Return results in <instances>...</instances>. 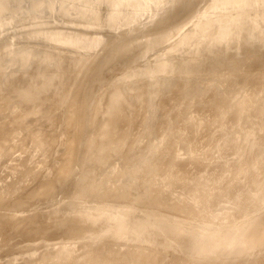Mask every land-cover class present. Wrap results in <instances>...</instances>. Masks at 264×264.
I'll return each instance as SVG.
<instances>
[{
    "label": "bare ground",
    "instance_id": "1",
    "mask_svg": "<svg viewBox=\"0 0 264 264\" xmlns=\"http://www.w3.org/2000/svg\"><path fill=\"white\" fill-rule=\"evenodd\" d=\"M97 1L100 0H88L87 2L89 5L84 6L83 11L78 16H72L70 14V9L66 8L65 5L73 6L72 3L74 2L80 4V0H0V31L6 30V28L7 30L14 29V24L11 22L22 23L25 21V24L28 23L27 21L32 22L33 27L31 26V29L30 26H27L26 29L28 30L22 29L25 28L23 24L22 28L19 27L23 31L25 30L24 32L22 31L21 34L19 33L21 30L18 28L19 31L17 34H19L16 35L18 42L24 39H33L34 36V39L38 37L39 40V36H36L38 34L40 35V39L48 38L57 41L59 44L75 45L84 50L83 52H74L72 55L75 57L61 55L56 58L52 51L46 49L50 53L47 55L44 54L43 56V54L38 51L39 45L38 49H34L37 43H33L34 45L36 44L33 47V44L25 43L31 46L27 48L25 44L17 46L15 42L10 41V39L12 40L13 38L9 35V38L6 39L8 31L9 34L13 31V33H15L17 27L15 28L16 30L12 29L11 32L10 30L5 31V35L3 34V36L6 37H3L1 34L2 32H0V41L6 39L5 42H2L4 45L0 43V194L5 190V187L9 185L12 189L20 187L23 183L26 184L36 175L37 171L35 172L32 167L36 163L41 164L43 162L45 148L52 142V134H48V132L53 128L54 124L58 123L60 120L61 123L66 122L67 125L65 130L66 136L61 142L65 149L62 150V154L58 156L59 161H57L53 168L49 169V173H47L50 174L52 171L53 174L54 172L53 179L51 180L48 178L43 184L36 187L33 191L34 193H32L33 197L38 195L50 196L59 187L60 184L57 187L58 183H56L59 178H61V180L58 182L63 184H70L73 181V176L76 175L75 173L77 172L74 171V167L77 165L78 160L82 158L81 156L83 154L82 144L84 142L88 143L87 138L81 141L77 139L76 134L78 133L77 129L80 116L84 115L85 117L87 112L95 116V114L100 113L101 109L98 108L99 106L98 103H95V99V105L94 103H90L89 106L93 89H91L92 91L89 90L90 88H87L88 90L83 89L80 84L81 79L78 80L77 77H74L77 71L73 73V71L70 70L71 68L68 67V63L71 64V67H77L76 70H79L80 66L87 59V57L82 59L83 55H87L89 52L91 53L92 50H95L98 46L103 44L105 38L109 40L108 44L110 45L106 48V55H116L117 58H123L125 50H127L128 47H132L134 42L135 47H137V49L139 48V50L141 47H147L148 49L159 43L162 45V43L171 39L173 35L179 33L181 27L185 24L187 25V22L193 19L192 15L187 22L184 20L185 15L187 17L186 11L198 0H101L99 4ZM103 1L111 4L107 9L108 12L107 10L102 11V9H105L102 4ZM168 2L171 4V10L174 9L172 11L169 10V13L167 10L166 14L161 13L164 15L158 14L160 15L158 18L161 19H158L156 16L158 21H156L157 19L155 20L156 24L154 30L148 32V29H145V32L150 35H147L148 37L145 42L143 40L144 43L137 45V40L131 36L130 37L134 39L131 42H128L130 40H126L125 42L121 40L120 42L118 35L120 34L119 29L122 28V26L131 24L134 21H136V25L137 22L141 21L142 16L146 13L149 14L155 6L157 9L158 4H167ZM94 3H97V7L93 5ZM263 6L264 0H209L201 13L193 20L192 27L187 31L185 30V33L182 34L183 37L181 36V39L178 38L180 41H176L168 50L169 52L167 51L170 53L172 50H175L177 44H186L188 48L186 47L185 51L187 54L189 53L194 56L191 58L183 57V51L179 59H177L178 63L175 67L176 69L178 68V71L180 70L182 74L178 81L176 80L178 83H175V80L171 79L172 82H170V80L166 86L168 87L167 90L163 95L159 96L160 98L158 97L159 101L155 99L158 94L154 98L155 89L153 88V82H151L149 87L140 91H131L130 87L122 83L116 85L115 89L113 88L109 97H107L105 107L103 111H101L102 115L104 113V116L98 123L95 121L97 123L98 132H96L95 136H92V140H89V143H91L93 147L95 146V148L99 149L98 157L102 160L110 158L109 151L112 150L122 151L119 155L121 159H123V157H128V154H125V152L130 153L131 150H135V145H137L136 152H138V148L142 146L141 142L144 141L145 143V137L149 139L148 141L152 145L150 140L152 137L150 136L151 138H148V135L154 133V135L152 134L154 138L157 133H163V135H165L166 132L164 133V131H167L166 129H168L169 124L173 127V130L170 129L171 132L169 136L166 137L168 134L165 135L167 139L165 141L163 140V143L165 142L164 145L161 143L163 146L162 149L160 150L159 147H156V144V146H154L156 150L158 148L160 152L163 150L162 156L159 155V151V153L157 152V156L159 155L158 157L155 152H153V156H151L153 159H158L160 156L162 157H160L161 162H157V159H155V162H157V164L159 163L158 165L161 166V169L156 168L158 171L155 169L157 171H155L157 176H155L154 166H151L153 171L150 170L149 167L151 171L149 173L151 175H153V173L155 174L151 178H154V182L156 181L155 184L158 183V186L154 185L156 188H152L151 194L153 197H151V199L155 203L158 202L157 209L159 212L154 214V216L150 214L136 218V214L129 210L132 207L129 206L128 208L119 205L121 209H127L129 211L126 210V213L118 215L110 206H106L108 204H102L101 208H84L79 204V206H77L75 202L74 205H76L72 208L73 210L79 211L82 215V218H80L81 222L86 223L87 218L91 220L92 223H99L100 225V228H98L99 231L91 235L94 236L93 242L86 243L85 241L82 245L83 250L81 252L78 249H74V247L68 250L66 248L67 245H64L65 248L63 249L51 247L45 251H37L38 253L25 258L20 262L21 264H140V262L136 263V261H138L143 254L130 250L133 257L126 251L120 252L123 247L119 248L118 245L116 249L111 248V250L115 251V255L107 254L102 249L100 236H112V234H114L118 237L123 236L122 233L125 234L127 232L124 237L130 236L135 238L139 235L138 233L144 222L143 220L149 221L148 217H150L155 224L153 228L158 229L162 228L159 224L164 214L173 216L175 213L186 214V216L182 215L185 226L178 228L177 225L171 222L168 223L165 234L169 238L175 239L177 233H196L191 243L182 248L183 252L194 254L191 261L186 264H220L228 259L226 257H228L230 252H234L233 254L235 256L233 255L234 257H231L232 255L229 254L231 256H229L230 259L228 260L230 261L228 264L249 263L245 262V259L253 257L252 255L255 251L251 250V253L252 251L254 253L250 255V258L243 255H247L246 253H248L250 248L254 249V245L259 246L258 244H261V241L264 240V220L261 214L254 213V210L260 204V199H263L261 192H264V182H262V180H264V142L261 140L258 146H254L255 144L250 140L251 129H246L247 125L254 127V122L256 123L257 121L254 119H258L256 117L264 119V115L261 112L264 106V89H262L264 84L259 86L252 85L256 83L253 82L255 78H261L262 74L264 78V68H262V70H257L254 67L255 69H253V67L250 66L251 60H248L247 57L248 49L253 47L256 41H258V44L260 43L259 41L264 40V27L262 26V22L264 25ZM187 13L190 12L188 11ZM148 14L144 15V17ZM169 14H174L173 18H170ZM47 15L60 22H65L66 20L71 24H75L76 22L79 26L73 31L70 29L56 31L55 28H53L51 31L46 32L42 29L43 27L41 28L38 24V22H40L38 19H42L44 16L47 17ZM249 21H251V24ZM9 23L13 25L10 28L9 26L11 24ZM18 25L19 24H15V26ZM137 25L139 26V24ZM80 26H82L83 29H80ZM95 26L114 28L116 32L115 34L113 33L114 31L112 33L109 32L106 34V37L95 35L92 39L86 37L85 34L87 33V29ZM96 32H98V30H96ZM124 35L125 34L122 36L123 38ZM197 35H199L202 40H200L201 42L198 41L199 44L195 40V36L197 37ZM184 37L188 38V40H183ZM236 37H238V40H234L237 39ZM120 39H122L121 36ZM188 41L196 43L190 45L191 43L189 44ZM263 43L264 41H261V44ZM258 45H255V47H259ZM233 46H238L242 54L241 52H236L235 54L233 52L234 49L232 48L231 50ZM133 53L136 54L134 51ZM262 55L264 57V54ZM101 56L102 55H98L97 59L100 60ZM113 56L109 61L112 60V62H114L115 57ZM163 56L165 55H159V57ZM37 57L39 58L38 60L42 58V61L46 59V62L40 61L39 64L36 65L38 62L36 59ZM106 58L107 57H105V59ZM135 59H133L134 62H136ZM191 59L201 60L198 65H196L198 66L197 71L192 66V63H190ZM167 61L157 62L153 70L155 72H152V68H149V72L146 71V74H149L148 76L151 78L150 75H156L158 72L161 73V71L164 72L165 70L166 73L168 70L167 67L169 68L167 72H170L172 69V62ZM203 67L212 71L206 73L205 78L207 83L204 82V84H201L198 79L197 81H188L185 79L184 76L187 74L201 75L199 72L204 70ZM242 68L251 69L252 71L256 70L258 72L256 74V71L253 72L254 75L250 73L251 76H244V71L242 76V73H239L242 71ZM217 69H221L219 71L222 72H217ZM259 72H262L261 76L258 75ZM131 73L132 75L139 74L135 70ZM220 75H223V77H220ZM52 76H55L56 80L51 79ZM252 76H255L253 80L250 79ZM90 78L88 80H90ZM92 79L96 81L97 78L93 77ZM249 79L252 80V83L249 82ZM257 81L259 82L260 80ZM89 84L91 83H88V85ZM139 85H142V82ZM175 85H178V87ZM173 86L177 88L171 90ZM136 87L135 88L138 89V85ZM250 88L253 90L249 92ZM210 89L212 93H207ZM239 92L242 94L239 95ZM216 93H220L221 100L219 99L217 102L218 112L221 120L223 118L226 120V128L215 132L212 128L214 125L209 122V125H211L213 129V131H211L208 127V122H206L207 120H199L192 116L185 117V115L182 114L188 111L190 115L195 116L197 111L199 113V106L202 103L205 104V98H207L208 95ZM255 93L258 95L257 97L261 95V100H254L256 99ZM88 108L90 111H88ZM60 109L62 114H64L60 117L61 119H56L55 114H57ZM155 109H158V119ZM205 109L206 107L201 108L203 111ZM154 114L156 118L153 117ZM151 118L154 121L157 119L155 124H153V121V123L150 122ZM170 120L173 121L172 124ZM256 124L255 125L258 126V123ZM150 126H153L155 130L153 128L149 129ZM258 127L259 129L257 130H264L263 124H260ZM147 128L155 132L150 131L151 134H149ZM169 128L171 127L169 126ZM146 129L147 136L144 135ZM224 132L229 134H225ZM157 136L159 137V134ZM161 136L162 134L160 137ZM161 138L163 139L164 137ZM18 140L23 142L18 143ZM146 144L147 143H145V145ZM17 146H22L20 151L14 148ZM158 146H160V143ZM150 147L151 146H146L144 149ZM154 147L153 150L155 149ZM150 150H152V147ZM108 153L109 155L107 157L106 155ZM113 153L116 154L117 152ZM144 153H141V155L137 157L135 156V158H143ZM218 153L222 159L221 164H216L218 159H215V154ZM134 154L135 152H133V155ZM138 154H140V151ZM138 154L136 153V155ZM151 154L152 153H150V155ZM150 155H148V157ZM154 155L156 157H154ZM21 157H24L23 160L26 162L24 165L19 162ZM144 158L143 160L146 159V161H149L147 157ZM139 159H137V162L136 159H134V161L138 163ZM162 159L164 160L162 161ZM143 160L140 161L143 162ZM151 161L149 165L154 163H151ZM211 161L214 163H211ZM29 162H33L31 167L27 165ZM135 162H133L131 166L129 164L132 163L124 162L126 165L128 164L130 166L128 176L132 179H135L138 170L136 167L139 166L138 164L136 167L132 168ZM87 163L88 166H90L89 164L92 163V160L87 159ZM141 164L139 169L143 168ZM252 164L256 165V170L250 168ZM24 166L30 171L26 174H22L24 175L22 176L21 173L23 170L21 169ZM126 167L128 168V166L121 168L125 170L127 169ZM155 167L158 166L156 165ZM131 168L133 170H131ZM150 174L149 176H151ZM124 175L127 174L124 173ZM249 175L252 176V181H250L251 186L250 183L242 179L243 177H249ZM111 177L108 178L109 182L112 181L110 186H108L109 183H106L108 182L106 180H104L106 184L102 183L105 188L104 192L106 191V193H109L111 197L125 198L124 196L128 197L132 192H135L133 193L135 196L134 198L139 200L145 198L146 195L144 196L139 192L136 193L138 188L136 189L135 187L132 189V185L129 186L128 190H124V192L120 193L121 190L123 191V189L128 186L122 188L124 185H120L119 187L118 184L120 182L115 185L117 180L114 179L115 176ZM155 177H158L159 180H157V178L155 180ZM22 179L25 182H21ZM256 179H259V181H255ZM177 181H182L180 190H176ZM202 181H204L202 188L195 189L194 186ZM127 182L129 184V181H126V183ZM154 182L152 181V183ZM132 183L133 182L130 180V184ZM237 184L239 186L236 190L234 186ZM117 185L122 189L117 188ZM190 186H192V188ZM250 187L253 190L256 188L258 189V192L254 193L253 198L247 195H244L243 198L240 197L244 191ZM85 190H87V187L82 186L79 189V194L83 193ZM130 190H132L131 193H128ZM233 190L236 191V193H234ZM29 192L28 197L32 199L31 192L30 194ZM104 192L102 194H104ZM85 193L87 194V192ZM102 196L109 195L104 194ZM34 199L36 200V198ZM34 199H32V201H35ZM249 201H252V203L249 206L250 208H247L245 204ZM223 202L229 203V206L223 207ZM104 206L106 208H104ZM167 206H170L172 210H168L166 208ZM228 217H231V220L236 219L238 223L229 221L230 223H228V226L220 228L222 226L221 222ZM261 218L263 222L260 220ZM36 219L32 216L21 220L24 222L20 227L21 230L23 232L30 231V226ZM191 221L197 222L195 225L201 226V229L196 227L191 229L192 227L190 228V226H195L192 225L194 223ZM1 222L2 218H0V227ZM212 223L218 224L217 228H213V230L216 231L207 230L209 224ZM146 234L148 238L152 236L149 235V233ZM84 237L87 238L88 236L85 235ZM98 246L100 247L98 248ZM254 247L255 249L257 248L256 246ZM262 248H264V244ZM251 253L249 251L248 255ZM242 257L243 259L246 257L244 259L245 261ZM253 258L258 257L254 256ZM258 259H253L252 261H258ZM239 260H243L244 262L242 261L239 263ZM259 260L260 262L254 263L263 264L264 260L262 258ZM202 261H204V263H200ZM252 261L250 263L254 264ZM20 263L17 261L13 263L12 260H8L0 264Z\"/></svg>",
    "mask_w": 264,
    "mask_h": 264
},
{
    "label": "rangeland",
    "instance_id": "2",
    "mask_svg": "<svg viewBox=\"0 0 264 264\" xmlns=\"http://www.w3.org/2000/svg\"><path fill=\"white\" fill-rule=\"evenodd\" d=\"M87 1L86 0H80V2H79L80 4H76L74 2V3H72L73 6L65 5V7L70 9V14L72 16H78L83 11L84 6L89 5ZM203 1L204 0H198L193 6H190L191 9L189 8L186 11L187 17L185 15L184 20L187 22L189 20L190 16H192V15H193V19L188 21L187 25L185 24L186 27H185V25L182 26L181 31L179 33L173 35L171 39H169L167 42L165 41L164 43H162V45H161V43H159L158 45L151 46L148 49H147V47H143V48L141 47V49L139 50V48L137 49V47H135V45H134L135 42H134L132 47H130V48L128 47V49L125 50V52H124L125 55L123 54V58L122 57L117 58L116 55L115 56H113V55L107 56L106 55V48H108L110 45L108 44L109 40L107 38H105L104 39L105 41L103 42V44L98 46L95 50H92L91 53L89 52V54L83 55L82 59H85L86 57H87V59L80 66L79 70H76L77 67H71V64L68 63V67L71 68L70 70L73 71V73H76V71H77V73L74 75V77H77L78 80L81 79L80 84L82 85L83 89L85 90L87 88L88 89L90 88L89 89L90 91H92L91 89H93L91 97H90L89 106H90V103H94L96 101L95 103H98V106H99L98 108L101 109V111H103V109L105 107V102L107 101V97H109L111 90H113V88L115 89L116 85H119L122 83L125 84V86L130 87L131 91H136V90L140 91V90L146 89V87H149L151 82H153L154 83L153 88L156 91V92L154 91V94H155L154 98L158 94L155 99H156V101L157 100L159 101V98H160L159 96L163 95V93L167 90L168 87H166V86L169 83V81L172 79V80H175V83H176L178 81V79L180 78V76H182L180 70L178 71V68L176 69V67H175V65L178 63L177 59H179V57L181 56L180 54L184 51L183 57H189V58L194 57L192 54H189V53L187 54V52L185 51L186 47L188 48V46H186V44H184V45L177 44L175 46V50H172V52H170V53H168L169 52L168 50L175 44L176 41L177 42L180 41V39L183 37L182 34L185 33V30L187 31V30H189V28L192 27L191 25H193V20L195 19V17H197V15L199 13H201L202 9L205 7L206 4H208L209 0H205L204 2ZM97 2L99 4L101 2V0L97 1ZM162 3L157 5V9L155 6L154 9H152V11L149 12V14L146 13V14H148L147 16L144 17V15H146V14H144L142 16L143 19L141 18V21L137 22V24H139V26L137 24L135 25L136 21L132 22L131 24H127L125 26H122V28H120L119 30H120V34H122V33L125 34L124 35L125 39L122 37L123 34L122 35L119 34L118 39L120 40V42H121V40H122V42H125L126 40L127 41L130 40L128 42H131L132 40H134L132 38H135V40H137L136 42H138V43H136L137 45L144 43L147 40V37H148L147 35H150L147 32H145V29H148V32H151L152 30H154L156 21H158V19H161V18H158V17H160V15H158V14H161V13L166 14L167 10L169 13V10L172 11L174 9L173 8L171 10L172 7H171V4H169V2L167 4H162ZM164 3H166V2H164ZM102 4L105 8V9H102V11H104V10L106 11L110 7L109 5H111L110 3H107L105 1H103ZM93 5L95 7H97V3H94ZM201 5H202V8H201ZM94 6H92V7H94ZM92 7H90V8H92ZM263 8H264V6H263ZM188 11L191 14L187 13ZM107 12H108V10H107ZM174 14H169L170 18H173ZM263 14H264V12H263ZM161 15H164V14H161ZM156 16L158 19L156 18ZM38 20L40 21V22H38V24L40 25L41 28L43 27L42 29L45 30L46 32L51 31V29H53V28H55L56 31H63L66 29H70L71 31H73L74 29L78 28L77 26H79L76 22H75V24L74 23L71 24L67 20L65 22L57 21V19L55 20L52 17H50L49 15H47V17L46 16L42 17V19L39 18ZM27 22H28L27 23L28 25L25 24L26 23L25 21L22 23L11 22L14 24V26L11 23H9V24H11L9 26V28L13 26L15 29L17 27V31H15V33H13L14 31L11 32L13 28L11 30L8 29V30H10L11 35L9 34V31L7 30V28H6V30H3L1 28L4 32L3 31H0V32H2L1 34L3 36L5 31H8V34L6 32L7 37L6 36H3V37H6V39H7V38H9L8 35L11 36V38H13V39L12 40L10 39V41L15 42L17 46H21L20 44H25V43H31V44L37 43V46H36L37 48L35 47L34 49H38V45H39L38 51H40V53L43 54V56H44V54L47 55L50 53L47 50L52 51V53H54V56L56 58L58 56H61V55L62 56L67 55L68 57H75L72 55V54H74V52H79V51L83 52L84 51L83 49H81V47H78L75 45L59 44V43H57V41H53V40L48 39V38L40 39V35H38V34L36 36H39V40H38V37H37V39H34V37H35L34 36L33 39L30 38L32 40H30V39L25 40L24 38H22V39H24V40H22L24 42L20 41L21 39L19 40L20 42H18L16 35H18L19 33L21 34L23 31L22 29H26L27 26L28 27L30 26V29L33 27L31 21H27ZM249 22L251 24V21H249ZM15 24L16 25L19 24V25L15 26ZM22 24H23V27H25V28H22ZM262 26L264 27L263 22H262ZM19 27H21L22 29H20ZM18 28L21 30V32H19L17 34V32L19 31ZM80 29H83V27L80 26ZM261 29H262V27H261ZM26 30H28V29H26ZM96 30H98V32H96ZM115 30H114V28L112 29L109 27H102V26L90 27L87 29V31H86L87 33L85 34V36L90 38V39H92L94 35L106 37V34H108L109 32L112 33L114 31L113 33L115 34V32H116ZM120 36L122 39H120ZM0 37H1V35H0ZM142 37H143V39H142ZM197 37L195 36V40L198 43V41L201 40V37L199 35H197ZM178 38H180V39H178ZM236 38L237 39H234V40H238V37H236ZM6 39H4V41L1 40L0 43L5 42ZM186 39L188 40V38H186V37L183 38V40H186ZM143 40H144V42H143ZM261 41L263 42L264 40H261ZM261 41H259L260 42V43H258L259 45L257 44L258 41H256V43L254 42L255 45H258L259 47H255V45L253 44V47H250V49H248L249 51L247 52L249 54V55L247 54L248 60L249 59L251 60L250 66L253 67V69L256 68L257 70L258 69L262 70V68H264V57L262 55V54H264V43L261 44ZM196 42L188 41L189 44L191 43L190 45H192L193 43H196ZM35 45L33 44L32 47ZM26 46H27V48L31 47L29 44H27ZM43 48H45V49H43ZM232 48L234 49L233 52L235 54H236V52L237 53L241 52L240 51L241 49L238 46L237 47L236 46L231 47V50H232ZM133 51L136 52V54L133 53ZM133 54L135 57L133 56ZM160 54H164L165 56L159 57ZM241 54H242V52H241ZM98 55H102L100 60L97 59ZM103 56H104V58H103ZM112 56L115 57L114 62H112V60L109 61V59ZM105 57H107V58L105 59ZM36 59L38 60L39 58L37 57ZM41 59L38 60L36 65L39 64L40 61L44 62L46 60V59L45 60L43 59V61H42ZM133 59H135L136 62H134ZM70 61H72V60H70ZM122 61H123V63H122ZM159 61H161V62L171 61L172 62L171 63L172 69L170 70V72H167V71H169V68L166 66L168 69V70L166 69L167 70L166 73L164 70V72L163 71H161V73L158 72L156 75L153 74L154 76L150 75L151 76V78H150L148 76L149 74L148 75L146 74V71L149 72V68H152L151 69L152 72H155V71H153L154 66H156L155 64L157 62L159 63ZM199 61H201V60H197V59L192 60L191 59V62H190V63H192V66L196 69V71L198 70L197 69L198 66H196V65H198ZM98 64H100V65H98ZM133 70H135L139 74H137V75L133 74L132 75L131 72ZM209 70L210 69L204 68V70H202L203 72L202 71L199 72L202 76L199 74L198 75L197 74H187L184 77L188 81H197V79H198V80H200L201 84L202 83L204 84V82L207 83L206 82L207 80L205 78L206 73L212 72L211 70L210 71ZM217 70H218L217 72H222V71H219L221 69H217ZM241 70L242 71L239 73H242V76L244 74V71H245L244 76H251L250 73H252V75H254L253 72L256 71V70L252 71L251 69L248 70V69H244V68H242ZM257 72L258 71H256L255 74ZM261 73L259 72L258 75L261 76ZM91 74L93 75V77L97 78L96 81L95 80L93 81V79H92L93 77ZM219 74H221V73H219ZM141 75H143V76H141ZM223 75H220V77H223ZM74 77H73V79H74ZM89 78H90V80H88ZM237 78H239V77H237ZM254 78H255V76H252V78H250V79L253 80ZM51 79L56 80L55 76H52ZM73 79H72V81H73ZM250 79H249V82L252 83L251 82L252 80H250ZM172 80L170 82H172ZM257 80H260V81L258 82ZM262 80H264L263 74H262L261 78H259V79L255 78L253 82L254 83L256 82V83L252 84V85L259 86L261 84H264V81H262ZM94 82H96V83H94ZM141 82H142L143 86L139 85V84H141ZM88 83H91V84L88 85ZM137 85H138V89H136ZM87 86H89V87H87ZM140 86H141V88H140ZM163 86H165L166 88ZM175 86L178 87V85H175ZM177 87L173 86L171 88V90H175V88H177ZM158 88H160V89H158ZM262 89H264V86L262 87ZM251 90H253V89L250 88L249 92ZM207 93H212V90L210 89L209 92H207ZM241 94L239 92V95H241ZM254 95L256 96V99H254L255 101L261 100L260 99L261 95H260V97H257L258 95L256 93ZM94 99H95V101H94ZM219 99L221 100L220 93L208 95V97L205 98V104L202 103L199 106V109H198L199 113L197 111L195 116L190 115V112H188V111H186V113H182V114L185 115V117H191L192 116V117L199 119V120L205 119V120H207L206 122H208V127L211 131H213V129L215 132L218 130L220 131L223 128L227 127L226 126L227 122L224 118L222 120L220 118V115L218 112V105H217V102L219 101ZM67 102H68V100H67ZM95 103H94V105H95ZM204 107H206V109L204 111L201 110V108H204ZM88 111H90L89 108H88ZM101 111H100V113L95 114V116L90 115V112H87L85 117H84V115L80 116L78 129H77L78 133L76 134L77 139L79 141H81L82 139L87 138L88 143L84 142L82 144L83 145V147H82L83 154L81 156L82 158H80L78 160L77 165H75V167H74L75 168L74 171H77V172L75 173L76 175L73 176V181L70 184L59 183L58 181L61 180V178H59L56 183H58L57 187L59 184L60 185L58 188L56 187L57 189L50 196H42L41 195L42 196L41 197L38 195L36 197H33V194H32V193H34L33 192L34 189L36 187L40 186L41 184H43L46 181V179H48V178L51 180L53 179L54 172L52 174V171L50 170L51 173L50 174H47V173H49V169L53 168L54 164L57 161H59L58 156H60L62 154V150L65 149V147L62 145L61 142H62V139L66 136L65 130H66L67 125H66V122L61 123V120H60L58 123H55L53 128L48 132V134H52V140H51L52 142H50L45 148V153L43 155L44 156L43 162L41 164L36 163L37 165L35 164L32 167V168H34L33 170L35 172L37 171L36 175H34V177L32 179H30L26 184L23 183V185L20 187L12 189V188H10L11 186L9 185L8 187H5V190L3 192H1V194H0V216L1 217L0 218H2V222H1V227H0V263H2L4 261H8V260H12L13 263H15L16 261L18 263H20L25 258L31 257V256L35 255L36 253H38L37 251H45L46 249H49L51 247L55 248V249H63V248H65L64 245H67L66 248L68 250H69V248L71 249L74 247V249H78L81 252L83 250L82 245H83V243H85V241H86V243L93 242L94 236H91V235H94L99 231L98 228H100L99 227L100 225H99V223H97V224L92 223V221L87 219V218H86V223L81 222L80 218H82V215L79 213V211L73 210V208H72L76 204H77V206L80 205V206H83L84 208L85 207H87V208H101L102 204L103 205L108 204L106 206H110L112 208V210H114L115 213L118 215H122V213H126V210H127V209L126 210L121 209L119 207V205L122 207H128L129 206V207L133 208V209L131 208L129 210L132 213L136 214L135 215V216H137L136 218H139L140 216H143V215H150V214H152L154 216V214L159 212V210L157 209V203L158 202L156 201L157 203H155L151 199V197H153L151 194L152 190L154 189L153 187H155L154 185L158 186V183L155 184L156 181L154 182V180H153L154 178H151V177H153V175L156 174V172L158 171L159 168L161 169V166L158 165L159 163L157 164L158 161L161 162L160 157L163 154V150H162V152H160V150L163 147L162 145H164V143H165V142L163 143V140L165 141L167 139L166 137L169 136L171 130H173L172 129L173 127L169 124V126L171 128H169V126H168L169 130L166 129L167 131H164V133L166 132L165 135L168 134V135H166V137H165V135H163V133H157L156 132L157 134L155 133L156 136L154 138L152 136V134L154 135V133L151 134L150 133L151 130H149V129H152L153 126L152 127L150 126L149 129L147 128L149 130V134H151V135H148V138L152 137L150 140H151L152 145L154 144L153 146L148 141L149 139H147V137H145L144 138L145 143H147V144L145 145V143L143 141V142H141V144H142L141 148L137 147L140 151V154H138L139 151L136 152V150H137L136 146L137 145H135V147H134L135 150L133 149L130 151V153L132 155H133V152H135L133 157L130 153L125 152V154H128L127 155L128 157H123V159H121L119 157V155L122 153V151L112 150L113 152H115V153L117 152V153L114 154L112 151H109L111 156L109 155V153L106 156L108 157V155H109L110 158L106 159V157H105L106 160H104V159L102 160L98 157L99 149L95 148V146L93 147L91 145V143H89V140L93 139L92 136H95L96 132H98V127L96 124L104 116V113L102 115ZM261 112L264 115V106L261 109ZM155 113H157V119H158V109H155ZM63 114H62V111L60 109L59 112L57 114H55V118L59 119ZM151 117H152V115H151ZM153 117L156 118V115L154 114ZM218 117L220 118V120ZM256 118H258V119L260 118L259 120L254 119V120H257L256 123H258V126L260 124H263V126H264V119H262L261 117H256ZM151 119H150V122L151 123L154 122L153 124H155L157 119H155V121L153 119L152 120ZM213 120H216V121H213ZM170 121L172 124L173 121L172 120H170ZM209 122H210V124L214 125V126H212L213 129L211 128V125H209ZM212 122H214V123H212ZM93 123H94V125H93ZM151 123H149V124H151ZM199 123H200V121H199ZM256 123L254 122V127H251L249 125L246 126V129H249V130L251 129V139L250 140L253 144H255L254 146H258L260 144L261 140L264 142V130L263 129L257 130V129H259V127L256 126L257 125ZM147 129H146L144 135H146ZM154 130H152L151 132H153ZM224 133L229 134L227 132H224ZM158 134H159V137L162 134L161 137H164L165 139L164 138L162 139L160 137L162 139L161 140L157 136ZM158 138L160 139L161 142L159 141ZM157 141L160 143V146H158L159 143ZM17 142L22 143L23 141L18 140ZM143 143H144V145H143ZM161 143H163V144L161 145ZM138 146H139V144H138ZM146 146L147 147L151 146L152 150H153V147L156 146V147H159L160 150H158V148L156 150L155 147H154L155 149L153 151L150 150L151 147L144 149V147H146ZM21 147L22 146H19V147L17 146L14 148H16L18 151H20ZM142 147H143V149H142ZM141 149L144 151H142ZM153 152L156 153V156H157V152L159 153V155H161L158 159L155 158V159H157L156 160L157 162H155V159H153V157H151V156H153ZM136 153L138 155H136ZM141 153L142 154L144 153L145 156L143 155V158L147 157V160H149V161H146L145 158H144L145 160H143L142 157H140V159L135 158V156L137 157V156L141 155ZM150 153H152V154L150 155ZM148 155H150V156L148 157ZM156 156L154 155V157H156ZM130 157H131V159H130ZM148 158H150V159H148ZM23 159H24V157H21L19 162H21L24 165L26 162ZM87 159L92 160V163L89 164L90 166H88ZM134 159H136V162H137V159H139V162L136 163L134 161ZM215 159H218L216 164L222 163V159H221V156L219 153L215 154ZM128 160H129V162H128ZM140 160H143V162L146 161L145 162L146 164ZM163 160L164 159H162V161ZM150 161H151V163L152 162H154V163L149 165ZM124 162L125 163H132V164H129L130 166L133 165V162H135V164L132 168L136 167V165H138V164L140 166V164L142 163L141 166L143 168L139 169V166L136 167V168H138L139 171L137 170V172H136L137 175H136L135 179L129 178L128 173L130 172V166L128 164L126 165ZM119 163H120V165H119ZM211 163H214V162L211 161ZM32 164H33V162H31V163L29 162L27 165H29L31 167ZM156 165L158 167H155ZM262 165H263V163H262ZM125 166H128V168L127 167L126 168L129 170L125 169L127 172L123 169ZM151 166L152 167L154 166L153 167L154 172L157 170L155 172V174L152 172L153 175H151L149 173V172H151L150 170L153 171V168H151ZM212 166H214V165H212ZM250 166H251L250 168L256 170V165L252 164ZM121 167H123V168H121ZM149 167H150V170H149ZM132 168H131V170H133ZM136 168H135V170H136ZM156 168H158V169H156ZM21 170H23L21 175L26 174L30 171L28 168H26V166H24ZM120 172H121V174H120ZM123 172L126 173L127 175H124ZM148 173L151 176H149ZM122 174H123V176H122ZM116 175H118V176H116ZM22 176H24V175H22ZM111 176L116 177V178L114 177V179L117 180L115 185L118 184V182H120L118 184L119 187H120V185H124V186H122V188L128 186L127 188H124L123 191L121 190L120 193L124 192V190L125 191L128 190L129 186L132 185V189L135 187H136V189L138 188V191H136V193L139 192L140 194H142L144 196L146 195L145 198H141L140 200L137 198H134L135 196L133 195V193H135V192H132V194L129 195L128 197L124 196L127 199L121 198V197L120 198L113 197V196L111 197L109 193H106V191L104 192L105 188L103 186V184H106V183H109L108 186L111 185L112 181L109 182V179H108ZM155 176H157V174ZM111 178H113V177H111ZM156 178H157V180H159L158 177H155V180H156ZM242 179H243V181L250 183V186H251V182H250V181H252L251 175H249V177H245V178L243 177ZM12 180H13V178H12ZM104 180H106L108 182L105 183ZM130 180H131V182L134 183V186H133V183L130 184ZM133 180H135V181H133ZM201 180H204V179H201ZM126 181H129V184H128V182L126 183ZM152 181L154 183H152ZM255 181H259V179H256ZM21 182H25V181H23V179H22ZM177 182H178V184L176 185L177 186L176 190H180L181 189L180 187L182 186V181H180V182L177 181ZM262 182H264V180H262ZM124 183H126V184H124ZM118 185H117V188H119ZM202 185H204V181L199 182L198 185L196 184L194 186V188L195 189L196 188H202ZM82 186L87 187V190H85L83 193L79 194V189ZM238 186L239 185L237 184L234 186V188L237 190ZM190 187L192 188V186H190ZM247 187H248V185H247ZM122 188H119V189H122ZM172 190H173V188H172ZM29 191L31 192L32 199L36 198V200L34 199L35 201H32L31 197H28ZM117 191H118V189H117ZM131 191L132 190L128 191V193L129 192L131 193ZM30 192H29V194H30ZM85 192H87V194ZM103 192H104V194H108L109 196H102V195H104V194H102ZM255 192H258V189L256 188L255 190H253L250 187V188L246 189V191H244V193L240 197L243 198L244 195H247V196H250L253 198V195ZM125 193H127V192H125ZM166 193H167V191H166ZM234 193H236V191H234ZM261 194H262L261 196L263 199H260L261 200L260 204L254 210V213L261 214L262 215L261 217L264 220V192H261ZM37 197H39V198L41 197V198L39 199ZM242 201H243V199H242ZM75 202H76V204L74 205ZM102 202H104V203H102ZM251 203H252V201L247 202L245 204L246 207L250 208L249 206ZM222 206L228 207L229 203L223 202ZM104 208H106V207L104 206ZM166 208L168 210H172V208H170V206H167ZM129 210H127V211H129ZM182 215L186 216V214H183V213H175L173 216L164 214L161 217V222L159 224L160 226H162V228H158V229L153 228V225H155L154 221H153V219L148 217L149 221L143 220L144 222L141 225L142 227L140 229V232L138 233L139 235L135 238L130 237V236L124 237V235H126L127 232L125 234L122 233L123 236H118V237L114 234H112V236H100V241L102 242V245H101L102 249L109 255H115L116 254L115 251L111 250V248L116 249L117 245L119 246V248L123 247L120 250V252L126 251L131 256H133V254H131L130 250L137 251V253L139 252V253L143 254V256L140 257V259L138 261H136V263L140 262V264H186L187 262L189 263L191 261L192 257L194 256V254H192V253L187 254V253L183 252L182 248L191 243V241L194 238V236L196 235V233H186V234L185 233L184 234L183 233L182 234L177 233L175 239H172L171 237L169 238L165 234L166 229L168 228L167 225L170 222L173 223L174 225H177L178 228H182L185 226V223H184L185 221L183 220ZM32 216L34 217V219H36V218L37 219L33 221L34 222L33 224L31 223L32 225L30 226V228H31L30 231L28 230V232H23L20 227L24 224V222L21 220L26 219V218H30ZM230 218L231 217L225 218L221 222L222 226L220 228H224V227L228 226L229 225L228 223H230L231 221L233 223H238V221L236 219L231 220ZM252 218H254V217H252ZM262 218L260 220L263 222ZM119 221H118V223H119ZM191 222L194 223L192 225L197 224V222H195V221H191ZM217 226H218L217 223L209 224L207 230L216 231V230H213V228L214 227L217 228ZM195 227L201 229V226H197V225L190 226L191 229H193ZM146 233H149V235H152V236L150 238H148ZM85 235H87L88 237L85 238L84 237ZM263 237H264V235H263ZM262 242L264 244V240L261 241V244H258L260 247L257 245H254L257 248L259 247L258 249L256 248L257 250L255 249L254 246H253V248L255 250L250 248V250H249L250 253H251V250H253V251H255L256 254L253 251H252V253H254L255 255L254 254L252 255V253L248 255V253H249V251H248V253H246L247 255L244 254L243 256H248L250 258L251 257L250 255H252L253 257L255 256V257H258L259 259L262 258L264 260V250H263L264 248H262V245H263ZM99 247L100 246H98V248ZM259 249H261V250H259ZM233 253L230 252L229 254H231L232 256L228 254V257H226V258L230 259L229 256L234 257L235 255ZM260 256H261V258H260ZM14 257H18V258H14ZM253 257H251L252 259L251 258L248 259V258L244 257V259L246 258L245 259L246 261L243 259V257H242V259L245 262H249V263L253 259H258V258H253ZM228 259H226L225 261H223L220 264H226V263L228 264L230 261ZM259 259H258V261L254 260V262H257V263L260 262ZM240 260H241V258H240ZM240 260L238 261L239 263L243 261V260L242 261H240ZM200 263H204V261H202ZM249 263H247V264H249ZM243 264H245V263H243ZM250 264H252V263H250ZM254 264H256V263H254ZM263 264H264V262H263Z\"/></svg>",
    "mask_w": 264,
    "mask_h": 264
}]
</instances>
